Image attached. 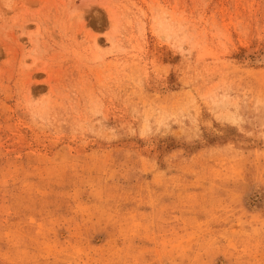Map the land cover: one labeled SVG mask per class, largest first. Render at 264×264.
Segmentation results:
<instances>
[{"label": "rangeland", "instance_id": "rangeland-1", "mask_svg": "<svg viewBox=\"0 0 264 264\" xmlns=\"http://www.w3.org/2000/svg\"><path fill=\"white\" fill-rule=\"evenodd\" d=\"M0 264H264V0H0Z\"/></svg>", "mask_w": 264, "mask_h": 264}]
</instances>
